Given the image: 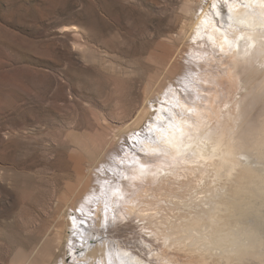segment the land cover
<instances>
[{
	"label": "rangeland",
	"instance_id": "374dc122",
	"mask_svg": "<svg viewBox=\"0 0 264 264\" xmlns=\"http://www.w3.org/2000/svg\"><path fill=\"white\" fill-rule=\"evenodd\" d=\"M204 1L0 0V264H58L66 247L68 215L80 203L76 196L82 176L91 175V190L97 191L98 180L111 176L107 169V174L98 170L121 154L131 132L148 125V107L157 102V89L171 63L177 65L175 79L181 84L200 78L211 82L203 62L209 55L201 53L209 48L193 38ZM252 76V86L264 83V72ZM219 80L217 86L224 84L227 92H220L219 104L203 110L209 144L192 148L191 159L205 172L200 180L205 192L215 189L212 182L217 180L225 189L231 186L242 171L243 154L255 143L264 144V105L241 102L234 82ZM250 182L236 180L243 210L255 204ZM191 186L192 192L200 190L194 182ZM202 199L192 202V208L162 203L154 230L164 233L169 225L196 223L205 217L194 205ZM226 205L218 233L210 235L211 226L202 234L191 231L203 237L200 252L178 248L177 229L168 233L166 244L159 236L148 237L153 225L145 222L143 227H150L139 233L145 262L233 264L223 256L234 247L230 229L245 221H238L230 203ZM148 239L153 244L159 240L162 249ZM214 239L221 241L219 249L211 248ZM47 243V252L55 247L49 258L41 251ZM262 252L249 264H264ZM220 254L223 261L215 257Z\"/></svg>",
	"mask_w": 264,
	"mask_h": 264
},
{
	"label": "bare ground",
	"instance_id": "6f19581e",
	"mask_svg": "<svg viewBox=\"0 0 264 264\" xmlns=\"http://www.w3.org/2000/svg\"><path fill=\"white\" fill-rule=\"evenodd\" d=\"M200 11L193 38H201L209 48V52L201 53L206 58L209 55L203 62L207 64L211 82L205 79L201 83L203 78H200L196 81L189 79L188 83L181 84V79H175L174 69L177 65L171 63V71L163 77L157 89V102L148 107L146 114L151 116L148 125L142 131L131 132L129 141L125 143L127 146L121 150L122 155L119 153L111 164L105 163L106 167L103 165L98 170L101 174H107V169L111 176L98 180L99 191L98 188L91 190V175L82 176L84 179L76 196L80 203L74 205L72 213L68 215L70 226L65 236L66 247L62 250L58 264H147L142 251L145 249L143 239L139 235L146 228L143 224H155L162 203L172 202L180 206L183 203L192 208L191 203L197 198H203L194 205L198 213H202L200 216L205 217L196 223H181L176 228L169 225L165 227L164 233H158L154 230L158 225H153L151 230L148 229V237L159 236L162 244H166L170 241L168 233L177 229L180 233H175V245L189 252H200L197 248L204 249L203 237L195 236L191 231L202 234L203 230L208 231L211 226L210 235L212 231L218 233L221 230L218 222L228 202L231 206L228 209L232 210L238 221L244 218L245 223L242 225L237 222V226L233 223L230 246L234 247L223 256L228 257L233 264H249L263 251L264 260V144L261 143V147L258 141V147L255 143L250 151L254 150L255 153L243 154L242 171L227 189L217 180L211 181L216 188L205 192L200 182L205 173L202 164L191 159L195 153L192 151L194 145L200 149L209 144L205 134L207 116L203 110L212 102L219 104L224 95L220 92H227L224 84L217 86L218 76L225 82H234L242 94L241 102L264 105V83L250 84L254 72H264V0H205ZM166 118H169L168 122L164 123ZM160 124H164L163 130ZM238 177L248 178L252 183L251 194L255 204L246 210L238 204L235 185ZM192 182L200 190L194 188L192 192ZM216 196H219L218 201L214 200ZM222 196L225 200L226 197L230 199L223 201ZM201 202L203 208L198 209ZM131 219L138 221L135 224L132 221L131 224ZM148 240L155 249H162L159 240L154 241L158 244ZM214 242L211 248L219 249L217 245L221 241L214 239ZM47 247L48 243L41 247V251L49 258L55 247L54 244L50 246L48 252ZM223 256L215 255L220 261H223ZM67 259H70L68 263ZM35 262L33 260V264Z\"/></svg>",
	"mask_w": 264,
	"mask_h": 264
},
{
	"label": "snow or ice",
	"instance_id": "6c2138e0",
	"mask_svg": "<svg viewBox=\"0 0 264 264\" xmlns=\"http://www.w3.org/2000/svg\"><path fill=\"white\" fill-rule=\"evenodd\" d=\"M213 7H215V5H213ZM168 119H169V118H166L165 121H164V123H167V122H168ZM159 127H160L161 130H163V128H164V124H160ZM150 138H151V137H150Z\"/></svg>",
	"mask_w": 264,
	"mask_h": 264
}]
</instances>
